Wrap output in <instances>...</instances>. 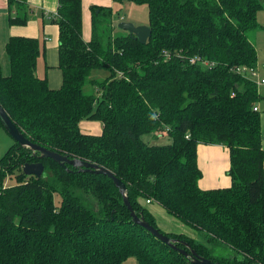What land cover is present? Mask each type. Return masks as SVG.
Returning a JSON list of instances; mask_svg holds the SVG:
<instances>
[{
    "label": "trees",
    "instance_id": "16d2710c",
    "mask_svg": "<svg viewBox=\"0 0 264 264\" xmlns=\"http://www.w3.org/2000/svg\"><path fill=\"white\" fill-rule=\"evenodd\" d=\"M7 1L17 14L9 23L26 25V0ZM127 1L147 7L151 36L143 45L112 35L111 8L97 6L85 41L82 0H58L50 19L58 28V89L36 75L38 39L11 36L0 105L32 144L109 170L135 214L187 256L134 224L106 176L63 168L14 143L0 158V264H194L191 250L218 264H264V149L253 111L263 97L246 73L257 68L246 34L264 31L257 22L264 0ZM94 71L108 75L91 79ZM84 120L100 122L101 134L81 133ZM147 135L168 143L151 145ZM199 145L228 150V188H199ZM27 163H41L42 176L24 175ZM154 203L201 240L160 231L147 208Z\"/></svg>",
    "mask_w": 264,
    "mask_h": 264
},
{
    "label": "crops",
    "instance_id": "0c3cea01",
    "mask_svg": "<svg viewBox=\"0 0 264 264\" xmlns=\"http://www.w3.org/2000/svg\"><path fill=\"white\" fill-rule=\"evenodd\" d=\"M84 0H82L83 5ZM58 0H26L29 12L28 21L24 26L11 25L10 18H14L16 10L8 7L7 0H0V64L4 75L9 74L8 61L4 47L11 36H25L38 39L44 54L39 58L36 66V75L39 78H46L51 89H58L61 85V72L58 69L57 47H58V28L50 23L47 17L56 13ZM112 0H87V25L83 22L82 31L86 28V35L83 39L88 41L90 38V12L91 6L111 8ZM26 9V11H27ZM83 11V7H82ZM31 13V17L29 16ZM258 106V105H257ZM259 107V106H258ZM84 130L89 132L101 131L102 125L93 122H80ZM82 133V132H81ZM86 135L98 136L89 133ZM101 134V133H100ZM99 134V135H100ZM143 140L151 145H158L154 137L147 135ZM264 149V141H262ZM197 165L201 171V178L198 186L202 190L224 189L231 184L230 177L227 176L229 170L228 150L222 146L199 145L197 147ZM155 214V211L152 210ZM157 212H161L157 209Z\"/></svg>",
    "mask_w": 264,
    "mask_h": 264
},
{
    "label": "rangeland",
    "instance_id": "374dc122",
    "mask_svg": "<svg viewBox=\"0 0 264 264\" xmlns=\"http://www.w3.org/2000/svg\"><path fill=\"white\" fill-rule=\"evenodd\" d=\"M89 2V0H88ZM87 0H84L83 2V22L85 21V24L87 25ZM112 10V19L111 24L113 28L112 35H128V33L124 30H121L118 28V25L120 23H130L133 24L135 27L137 26H148V10L146 5H138L130 1H124L121 4L119 3H112L111 5ZM27 12L28 9H27ZM31 13H29V16L31 17ZM257 22L261 25H264V9L258 12L257 15ZM104 29V27H102ZM84 31L82 33L86 32V28H83ZM103 34H105V37H107V33L103 30ZM248 39L254 44L257 52V76H252L249 72L247 73V76L250 78V80L254 81L255 83L259 81L261 78H264V31L254 29L247 32ZM84 38H86V35L83 34ZM108 73L104 71H94L92 73L91 79L95 80H102L104 79ZM258 93L263 97L261 101L257 103V106L259 108L260 112V121H261V133H262V140L264 141V86L257 85ZM85 92L88 94L94 93V89H91L90 87H85ZM82 122V121H81ZM83 122H93L101 124L98 121H87L84 120ZM79 129L82 133H89L93 135H99L102 132H89L85 131L83 124L79 125ZM158 145H165L168 142L167 136L154 138ZM16 143L14 139L7 133L5 129H0V158L5 154V152ZM13 179L7 180L6 184H12ZM59 196L54 195V204L58 206L59 204ZM148 209H152L155 211V220L157 223V228L160 229V231L164 233H185L186 235H190L191 238H194L196 241H200L201 237L198 236V234L180 223L175 218L169 216L163 209L159 208L155 203L152 205L147 206ZM157 209H159L161 212H157ZM123 264H137L136 260L134 258H129Z\"/></svg>",
    "mask_w": 264,
    "mask_h": 264
},
{
    "label": "water",
    "instance_id": "95a60500",
    "mask_svg": "<svg viewBox=\"0 0 264 264\" xmlns=\"http://www.w3.org/2000/svg\"><path fill=\"white\" fill-rule=\"evenodd\" d=\"M118 28L126 31L130 37L136 39L142 45L145 44L147 42V39L151 36V29L148 26L135 27L133 24L124 22V23H120L118 25ZM0 122L3 128L14 139V141L19 145V147L28 148L32 152L33 155H36V153H38L39 158L51 159L63 168L65 167V165H69L71 167L77 168L79 171L90 172V173L97 174V175H103L109 178L110 180H112L115 187L119 190L121 194L123 203L125 207L127 208V210L129 211L130 217L133 223L144 228L152 236H154L156 239H158L165 245L169 246L173 250H177L187 256L184 250H181L175 246L176 244L175 240H172L168 238L166 235L158 232V230L153 228L151 225H149L144 220L143 217H138L135 214V212L133 211L129 203L125 186L109 170L103 167H100L98 165H95V164L83 162L79 159H74V158L69 159L67 156H63L56 152H51L35 144H32L15 127V125L12 123L9 116L7 115V113L5 112V110L3 109L1 105H0ZM22 172L26 176H34L36 178H39L42 176L44 172V167L41 163H32V164L27 163L23 166ZM191 260L194 264H218V263L211 262L210 260L204 259L200 256H197L193 250H191Z\"/></svg>",
    "mask_w": 264,
    "mask_h": 264
},
{
    "label": "built area",
    "instance_id": "2783aa9c",
    "mask_svg": "<svg viewBox=\"0 0 264 264\" xmlns=\"http://www.w3.org/2000/svg\"><path fill=\"white\" fill-rule=\"evenodd\" d=\"M52 16L56 17V13H53L52 15L48 16V17H47V20L50 21V19H51ZM190 62H191L192 64H194V63H200V62H201L200 64H202L203 66H208V63H207V62L201 61V60L198 59V58H193L192 60H190ZM237 71H238V70H237ZM248 72H249L252 76H254V77L257 76V71H256V69H253V70H246V73H248ZM256 85L264 86V78H261L259 81H257V82H256ZM253 111L257 112V111H259V108H258L257 106L254 107V108H253ZM146 203L148 204V203H150V201H146Z\"/></svg>",
    "mask_w": 264,
    "mask_h": 264
}]
</instances>
